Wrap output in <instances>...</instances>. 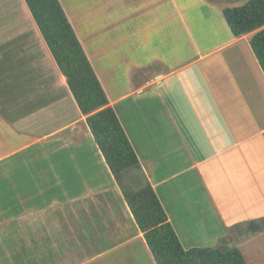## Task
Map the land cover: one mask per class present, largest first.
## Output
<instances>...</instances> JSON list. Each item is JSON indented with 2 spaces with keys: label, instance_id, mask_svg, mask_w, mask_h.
I'll list each match as a JSON object with an SVG mask.
<instances>
[{
  "label": "crops",
  "instance_id": "crops-1",
  "mask_svg": "<svg viewBox=\"0 0 264 264\" xmlns=\"http://www.w3.org/2000/svg\"><path fill=\"white\" fill-rule=\"evenodd\" d=\"M59 1L140 164L115 178L26 0H0V264H158L124 195L148 184L186 249L263 218L264 70L223 13L248 0ZM239 247L264 264V232Z\"/></svg>",
  "mask_w": 264,
  "mask_h": 264
},
{
  "label": "trees",
  "instance_id": "trees-1",
  "mask_svg": "<svg viewBox=\"0 0 264 264\" xmlns=\"http://www.w3.org/2000/svg\"><path fill=\"white\" fill-rule=\"evenodd\" d=\"M94 139L117 180L140 161L116 111L59 0H26ZM224 17L235 37L255 32L252 48L264 70V0L226 6ZM125 199L158 264H248L239 244L264 232V217L240 222L214 246L186 249L154 188L124 191Z\"/></svg>",
  "mask_w": 264,
  "mask_h": 264
},
{
  "label": "rangeland",
  "instance_id": "rangeland-1",
  "mask_svg": "<svg viewBox=\"0 0 264 264\" xmlns=\"http://www.w3.org/2000/svg\"><path fill=\"white\" fill-rule=\"evenodd\" d=\"M238 4H240V3H238ZM136 105H138V104H136ZM184 166H185V164H184ZM182 167H183V165H182ZM243 250H244V249H243ZM248 264H251L250 261H248Z\"/></svg>",
  "mask_w": 264,
  "mask_h": 264
}]
</instances>
